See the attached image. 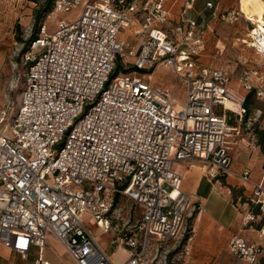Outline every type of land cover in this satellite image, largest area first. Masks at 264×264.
<instances>
[{"label": "built area", "instance_id": "built-area-1", "mask_svg": "<svg viewBox=\"0 0 264 264\" xmlns=\"http://www.w3.org/2000/svg\"><path fill=\"white\" fill-rule=\"evenodd\" d=\"M183 1L186 8L194 0ZM172 2L53 1L23 56L16 112L0 115L5 247L20 254L31 245L41 250L53 234L79 264H117L83 216L101 233L109 232L118 194L140 212L137 225L119 237L129 252L119 264H159L153 251L190 237L188 218L197 206L182 190L176 164L198 159L215 170L212 176L227 172L228 137L237 127L228 123L225 110L242 115L246 94L232 86L228 71L200 62L203 30L191 18L173 23ZM76 8L74 19L58 18ZM221 16L233 22L240 13ZM243 42L264 54V34L255 26ZM119 60L125 68L113 75ZM158 66L172 70L183 86L180 102L152 82ZM238 82L245 92L264 97V70L246 68ZM242 177L248 180L249 171ZM250 197L258 213L248 219L260 220L264 232L261 181L252 183ZM227 247L243 264L264 261V244L233 235Z\"/></svg>", "mask_w": 264, "mask_h": 264}, {"label": "crops", "instance_id": "crops-1", "mask_svg": "<svg viewBox=\"0 0 264 264\" xmlns=\"http://www.w3.org/2000/svg\"><path fill=\"white\" fill-rule=\"evenodd\" d=\"M243 0H194L191 7H184L183 0H173L171 18L173 23L181 19H194L203 30L206 39L205 49L199 59L203 65L218 67L217 54L223 52L225 45L237 41L245 44L250 29L239 20ZM210 2L211 7L206 6ZM239 11L238 20L229 24L222 14ZM227 53V51H226ZM225 55V54H224ZM242 56V55H241ZM223 57V56H222ZM244 57V56H242ZM222 59V58H221ZM241 72V71H240ZM233 77L232 86L239 92L238 75ZM246 94L247 92H240ZM264 101V97L258 98ZM238 131V129L236 130ZM230 142L232 163L227 172L216 171L198 159L179 162L176 170L182 175L181 188L192 196L197 206L192 220L190 237L185 239L180 253H171L174 264H243L228 251V241L233 235L244 237L250 242L264 244L263 224L258 219H248V215L257 214V206L250 205L251 186L261 181L264 185V152L244 138L235 141L236 134ZM249 171V179L242 175ZM96 235L102 234L96 229ZM95 235V237H96ZM97 240V238H96ZM113 246L108 251V245L99 247L114 262L125 261L129 252L117 240L111 239ZM178 243V242H177ZM177 243H169L160 247L153 254L160 255L158 263L164 264L165 254ZM177 257V258H176ZM182 259L178 260V258ZM46 261V262H45ZM171 262V263H172ZM0 264H79L68 252L65 245L55 235L49 234L46 244L40 250L31 245L25 254H20L0 242ZM257 264H264L261 259Z\"/></svg>", "mask_w": 264, "mask_h": 264}, {"label": "rangeland", "instance_id": "rangeland-1", "mask_svg": "<svg viewBox=\"0 0 264 264\" xmlns=\"http://www.w3.org/2000/svg\"><path fill=\"white\" fill-rule=\"evenodd\" d=\"M91 1L102 2V0ZM46 6V0H0V115L3 111H6L11 116L16 112L17 101L22 87L23 71L26 66L23 63V56L29 49L31 41L38 34L39 24L45 17L44 15H46V11H44ZM36 10L42 11V18L39 22H35L34 19ZM78 14L79 8H76L69 13L59 15L58 18L71 20L77 17ZM239 21L243 22L242 24L249 29L253 27V24L244 15ZM228 23L235 24L231 21H228ZM47 25L50 26V20H47ZM217 59V68H222L234 75L249 67H258L264 70V54L257 53L253 47L240 41L225 45L223 52L221 54L218 52ZM124 64V60L116 61L113 74L123 70L125 68L123 67ZM150 76L153 83L165 86L172 91L179 102L182 100L184 94L183 86L179 83L172 70L164 66H158L151 72ZM239 92H244V90L240 89ZM249 108V113L247 116H244L243 113V117L237 112L225 110L229 124L236 126L238 129V131H231V133H238L235 135V141L244 138L247 142L256 144L264 152V143L261 146L259 145L260 130L264 129V101L255 96L251 99ZM228 139L232 140L233 137H228ZM139 213V207L133 204L131 199L125 195L118 194L114 197L113 207L109 215V232L96 235L95 231H97V228L93 220H88L87 214L83 217L94 235H96L98 245H108L107 250L110 251L113 246L111 239L119 242V237L122 233L133 229L137 225ZM194 216L195 211L188 218L190 231ZM184 240L185 238L165 254L163 258L164 264H174L171 261L173 256H171V253H180ZM160 259L158 254L156 261ZM180 259L182 257L178 258V260Z\"/></svg>", "mask_w": 264, "mask_h": 264}, {"label": "bare ground", "instance_id": "bare-ground-1", "mask_svg": "<svg viewBox=\"0 0 264 264\" xmlns=\"http://www.w3.org/2000/svg\"><path fill=\"white\" fill-rule=\"evenodd\" d=\"M241 11L244 17L255 26V31H262L264 34V0H243ZM226 107L236 108L231 101H226Z\"/></svg>", "mask_w": 264, "mask_h": 264}, {"label": "trees", "instance_id": "trees-1", "mask_svg": "<svg viewBox=\"0 0 264 264\" xmlns=\"http://www.w3.org/2000/svg\"><path fill=\"white\" fill-rule=\"evenodd\" d=\"M54 0H46V9L44 11H46V13L48 11H50L51 7H52V3H53ZM127 2L131 1V0H126ZM45 16V15H44ZM42 18V11L41 10H36L35 13H34V19H35V22H39L40 19ZM44 18V17H43ZM35 36V35H34ZM114 75V74H113ZM255 97V92L252 90V91H249L246 93L245 95V101L243 103V108H244V116H247V114L249 113L250 111V108H249V103L251 101V99ZM242 113V114H243ZM243 117V115H241ZM229 123V122H228ZM260 133H261V137H260V140H259V145L261 146L262 143H264V129H261L260 130ZM263 149V147H262ZM250 205H253L255 206L253 203H249Z\"/></svg>", "mask_w": 264, "mask_h": 264}]
</instances>
